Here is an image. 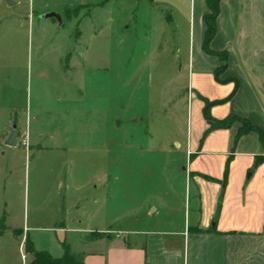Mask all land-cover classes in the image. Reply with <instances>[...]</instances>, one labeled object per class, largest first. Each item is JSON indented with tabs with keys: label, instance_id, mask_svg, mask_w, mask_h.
Listing matches in <instances>:
<instances>
[{
	"label": "crops",
	"instance_id": "1",
	"mask_svg": "<svg viewBox=\"0 0 264 264\" xmlns=\"http://www.w3.org/2000/svg\"><path fill=\"white\" fill-rule=\"evenodd\" d=\"M207 2L77 3L90 7V13L82 15L76 24L80 26L87 19L92 23L90 29L97 26L86 30L94 33V39L113 21L110 17L105 20L102 11L127 13L121 33L137 29L138 19H143L139 14L145 13L148 33H158L160 40L149 61H155L160 70L168 69L170 55L180 63L178 77L187 79L194 100L192 113L196 111L183 168V223L168 230L104 232L108 229L105 212L109 211L105 208L109 197L106 184L120 179L105 175L106 139L110 132L120 133L124 122L135 128L139 119L122 121L119 110L123 108L118 105L117 113L108 120L115 99L110 90L112 82L103 73L111 68L112 58L102 45H85L58 58H40L42 61L31 68L17 126L21 123V135L29 136V150L47 169L33 175L34 188L32 196L28 193L23 223L12 227L5 221V229L0 230V264H19L20 260L30 264L33 258L27 253V242L35 251H46L56 259L64 257L68 247L83 264H264V160L258 159L264 158V146L257 132H247L236 142L239 131L246 128L239 121L228 129L207 133L210 125L205 118L207 101L212 103L208 110L212 121L235 116L264 132V0H220L216 34L209 46L212 54L203 49L207 29L204 18L210 12ZM51 11L57 10L47 9L42 14ZM95 11H101V25L93 19ZM27 22L33 29L31 15ZM52 24L55 28L57 23ZM79 33L77 40L84 32ZM171 35L184 38L173 51L168 41ZM221 54L226 56V63ZM58 117L59 127L54 121ZM112 145L122 148L121 141ZM56 150L69 157L47 156ZM53 166H61L59 174L54 173ZM116 215L113 210L112 223ZM46 233L49 237H42ZM7 234L12 243L6 240ZM68 234H74L76 242L70 241Z\"/></svg>",
	"mask_w": 264,
	"mask_h": 264
},
{
	"label": "rangeland",
	"instance_id": "2",
	"mask_svg": "<svg viewBox=\"0 0 264 264\" xmlns=\"http://www.w3.org/2000/svg\"><path fill=\"white\" fill-rule=\"evenodd\" d=\"M11 1L16 5L6 7L7 0H0V230L1 223L5 221L12 227L23 223L28 213V193L32 196L34 188L33 175L41 172L42 168L47 169L36 161L33 152L21 146V123L17 126V147L6 145L11 129L20 122L17 115L21 116L20 106L26 97V82L31 76V68L42 61L40 58L44 57L45 61L50 56L58 58L85 45H102L112 58L111 68L103 73L104 78L112 82L110 90L115 99L111 102L115 107L112 106L108 120L111 121L117 113L118 105L123 108L119 110L122 121H129L131 117L139 119L135 128L124 122L120 133L110 132L106 139L109 146L104 155L105 175L109 174L111 178L115 175L120 179L106 184L105 191L109 197L105 208L109 211L105 212L108 229L104 232L110 235V232L179 227L184 221L181 195L186 191V175L183 168L186 166L187 144L192 136V117L196 111L192 113L194 100L188 91L187 79L178 77L180 63L177 58L170 55L167 70H160L156 68L155 61H149L155 56L153 52L160 40L158 33H148L146 14L140 12L143 19H138L137 29L132 27L129 33H121L127 13L107 9L95 11L94 21L98 20L100 12L105 20L110 17L113 21L107 23L105 33L94 39V33L86 30L91 31L97 26L92 25L90 29L92 23L87 19L80 26L76 24L82 15L90 13V7L77 5L80 0ZM71 3L75 5L64 6ZM47 9L57 10L51 12H59L65 19L64 25L60 26L55 19L42 20V12ZM30 15L35 21L33 29L27 22ZM73 18L77 20L70 21ZM55 21L54 28L52 23ZM79 30L84 33L77 40ZM175 36L168 38L172 51L184 39ZM37 48H41L39 53ZM54 121L58 127L62 125L59 117ZM119 141L122 148H114L112 142ZM132 144H137V147L131 148ZM47 156L66 159L69 154L56 150ZM53 169L59 174L61 166H53ZM29 199L31 202L32 198ZM113 210L117 215L112 223ZM49 235L42 234V237ZM68 237L76 242L74 234H68ZM5 238L12 243L11 235L7 234ZM19 264H22L21 260Z\"/></svg>",
	"mask_w": 264,
	"mask_h": 264
},
{
	"label": "trees",
	"instance_id": "3",
	"mask_svg": "<svg viewBox=\"0 0 264 264\" xmlns=\"http://www.w3.org/2000/svg\"><path fill=\"white\" fill-rule=\"evenodd\" d=\"M219 2L220 0H208V8H209V14L205 16L204 22L206 25V34H205V41L203 45V49L206 53L212 54V51L210 50V42L214 38L216 34V19L219 13ZM224 62L226 63V56L221 54ZM223 67L220 68V70L217 71V75L219 77V73H221ZM216 104V103H213ZM212 107V103H209L206 101V108H205V118L208 121L210 128L207 133L216 130V129H228L231 127L232 123L235 121L242 122L244 125H246L245 129H241L237 135L236 142L247 132H257L260 140L264 146V132L257 129L256 127L250 125L247 121L240 119L238 117H229L224 121H212L210 116L208 115V110ZM259 160H264V158H258ZM4 223H1V230H4L5 228ZM27 253L32 255V261L30 264H83L80 259L75 257L73 254H71L70 249L68 247H65V255L64 257L60 259L53 258L48 252H38L35 251L31 243L27 242Z\"/></svg>",
	"mask_w": 264,
	"mask_h": 264
},
{
	"label": "water",
	"instance_id": "4",
	"mask_svg": "<svg viewBox=\"0 0 264 264\" xmlns=\"http://www.w3.org/2000/svg\"><path fill=\"white\" fill-rule=\"evenodd\" d=\"M9 6H13L15 3L11 0H7ZM42 20L55 19L60 26L63 25L62 17L56 12H48L41 16ZM6 145L10 147H17L18 145V130L17 125H14L7 138Z\"/></svg>",
	"mask_w": 264,
	"mask_h": 264
},
{
	"label": "built area",
	"instance_id": "5",
	"mask_svg": "<svg viewBox=\"0 0 264 264\" xmlns=\"http://www.w3.org/2000/svg\"><path fill=\"white\" fill-rule=\"evenodd\" d=\"M20 139H21V146L24 147L27 151L29 150V147H30V144H29V136L26 134V135H21L20 136ZM23 259L25 260L26 257L25 255L23 256Z\"/></svg>",
	"mask_w": 264,
	"mask_h": 264
}]
</instances>
